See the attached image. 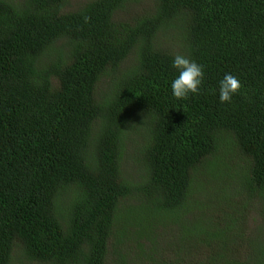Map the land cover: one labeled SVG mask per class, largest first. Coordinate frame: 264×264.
Segmentation results:
<instances>
[{"label": "trees", "instance_id": "1", "mask_svg": "<svg viewBox=\"0 0 264 264\" xmlns=\"http://www.w3.org/2000/svg\"><path fill=\"white\" fill-rule=\"evenodd\" d=\"M71 4L0 0V264H264V0ZM177 53L205 73L184 100Z\"/></svg>", "mask_w": 264, "mask_h": 264}, {"label": "clouds", "instance_id": "2", "mask_svg": "<svg viewBox=\"0 0 264 264\" xmlns=\"http://www.w3.org/2000/svg\"><path fill=\"white\" fill-rule=\"evenodd\" d=\"M171 64L178 73L171 81L172 95L178 100L198 95L205 79L203 65L179 53L173 57ZM241 87L242 85L237 76L232 73H225L218 82L219 101L221 103L231 102L233 97L239 94ZM127 140L128 137L126 136L124 142H127ZM133 198H138V195Z\"/></svg>", "mask_w": 264, "mask_h": 264}, {"label": "rangeland", "instance_id": "3", "mask_svg": "<svg viewBox=\"0 0 264 264\" xmlns=\"http://www.w3.org/2000/svg\"><path fill=\"white\" fill-rule=\"evenodd\" d=\"M78 1L81 2V0H71L72 4H75ZM145 1L146 0H143V2H145ZM142 8H143L142 4H137L134 7L133 11H132V17H136L137 14L139 15L141 13V11H142ZM121 17L125 18V15L121 14ZM137 132H140V131H137ZM136 141L140 142V138L129 135L128 140L126 142L127 149H129ZM127 161L128 162L131 161V163L134 164V165H132V164L128 165V167L131 170H134V166H138V165L141 166V163L138 162L136 159L127 158ZM130 173H131V171H129L127 174H130ZM125 178H126V176H125ZM136 206H139V198H131L126 204L122 203V209L121 210L123 212L125 210H129L130 209V210H132V216L136 217L137 216L136 208H135ZM137 220H138V218L136 217L133 225H127L121 220V226L124 228V231L126 233V236L122 237V239H124L126 241V246L125 245L124 246L126 248L128 247V249H129V246H130V241H132V240H134L136 238L135 235H131V234L133 233V228L137 227ZM154 221H155V224H156L158 220L155 219ZM207 224H209V222H207ZM259 225H260V222H258V218L253 216V214H251L250 212H247L245 214V217L242 218L240 220V222L235 224L233 226V228H232V230H234L233 234L235 235L234 240H237L239 245L242 246L243 249H246L248 244H249V239L252 238V237H255L256 229H257V227ZM153 226L155 227V225H153ZM237 230L242 231L243 234L239 235L237 233ZM263 236H264V233L260 230L259 239H263ZM247 251H249V250H246L245 252L247 253ZM186 257H187L188 260H193V259L196 258V256L194 254H190V253H188L186 255ZM246 260H247V256H242V263L247 264Z\"/></svg>", "mask_w": 264, "mask_h": 264}]
</instances>
